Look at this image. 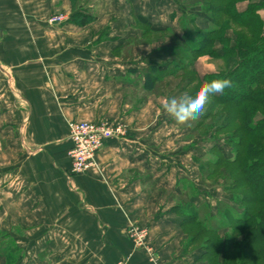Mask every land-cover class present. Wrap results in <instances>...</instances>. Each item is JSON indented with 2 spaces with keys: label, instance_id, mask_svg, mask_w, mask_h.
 Instances as JSON below:
<instances>
[{
  "label": "crops",
  "instance_id": "obj_1",
  "mask_svg": "<svg viewBox=\"0 0 264 264\" xmlns=\"http://www.w3.org/2000/svg\"><path fill=\"white\" fill-rule=\"evenodd\" d=\"M96 1L92 13L79 0H0V234L12 239L13 264H203L174 209L181 185L197 181L203 147H172L161 115L128 106L150 52L121 56L139 21L181 36L175 0ZM109 119L125 136L105 142L97 170L72 174L69 122ZM132 223L150 228L156 263L126 235Z\"/></svg>",
  "mask_w": 264,
  "mask_h": 264
},
{
  "label": "trees",
  "instance_id": "obj_2",
  "mask_svg": "<svg viewBox=\"0 0 264 264\" xmlns=\"http://www.w3.org/2000/svg\"><path fill=\"white\" fill-rule=\"evenodd\" d=\"M205 1L201 4L206 18L202 24L197 14L189 13L196 7L175 0L184 17L180 20L181 36L169 26L159 29L148 21L138 22L144 35L170 33L190 52L185 53L177 45L168 48L164 55L179 60L169 62L160 71L156 70L158 64L152 63L145 73L144 89L154 90L158 81L188 71L179 83V92L185 91L192 81H198V87L215 79L231 81V87L210 98L200 117L211 121L207 128L215 136L213 140L221 134L229 135L227 142L233 145V156H227L224 148L213 141L212 157L200 167L208 177L225 169L224 190L243 206V211L239 214L225 203H220L215 216L201 217L182 206L176 211L183 217L184 233L192 235L189 245L204 240L199 256L203 264H264V19L259 14L264 0H247L249 4L243 12L237 4L245 0ZM75 15L72 20L80 25L93 19H77ZM202 55L222 59L225 67L199 76L193 65ZM203 125L198 122L193 128L199 130ZM222 230H226L223 235ZM3 256L10 258L11 254L0 251V260Z\"/></svg>",
  "mask_w": 264,
  "mask_h": 264
},
{
  "label": "rangeland",
  "instance_id": "obj_3",
  "mask_svg": "<svg viewBox=\"0 0 264 264\" xmlns=\"http://www.w3.org/2000/svg\"><path fill=\"white\" fill-rule=\"evenodd\" d=\"M79 1L80 3L82 2L86 3L88 8L90 6L89 9L92 10V13H95L98 3L96 0H79ZM184 1H187V4L189 5L197 7V9H201V4L206 2L205 0H184ZM181 10H182L181 7L176 5V9L173 12L175 14L177 13V15H180V20L184 18L183 15L181 14ZM189 13H193V9H189ZM58 15H62V14H58ZM140 30H141V36L131 38L126 44V47L123 53L121 54V56L125 58L126 57L131 58L133 56V51L135 48L143 47L147 51H149L150 53L146 58L147 67L144 69V76L145 73L150 71L151 68L150 66H152L151 65L152 63L158 64L156 70L160 71V70H164L165 67L170 64L169 62H172L173 60L174 61L179 60L175 56L167 57L164 55V52L168 51V48H170L171 46L177 45L181 48H184L185 53L189 52L188 49L185 48L183 45H181L179 42H177L176 39L173 37V35L170 33H151L144 35L142 31L143 29L141 27ZM177 35L179 34L177 33ZM223 67H225V61H223L222 59L213 58L209 55H202L198 57L193 65V68L195 69L196 73L199 74V76L201 77L212 72L216 73L219 70H221ZM189 73L190 71L183 73L178 72L175 76L166 77L156 83V87L154 90H148V89L133 90L131 93L128 94V97L126 98V102L128 106L132 108V110L141 111V109L142 110L144 109L146 111L147 110L150 111L152 115H154L155 113H158L159 117L161 115L158 121L162 120L165 121V123L167 124L168 127L166 131L168 134L167 142L172 147H174L175 145H179L180 147H182L187 144H190L189 142L193 140H199L200 148L202 149L203 147V151H201L200 153L201 155L197 160L199 167V175L197 181L192 182V184L184 182L181 185L180 187L181 193L180 195L175 197L177 204V206L174 208L175 210H179V206H182L185 210H187V212L199 213L201 217L206 215L215 216L219 213L220 203H225L227 205H230L239 214H241L243 211V206L240 205V203H236L234 201L235 199L233 198V196L224 190V186L227 184V182L223 180L222 174L225 173V169L223 170L221 169L222 172L220 174H217L213 177H208L204 175V172L201 170L200 167V164H205L206 161L212 157V155H210V149L213 145V141L214 142L216 141V143L219 144L220 147L224 148L225 154H227V156L230 157L233 156V147H232L233 145H230L227 142L229 135L221 134L216 136L215 140H213L215 136L209 134L208 132L209 128H207V126L211 121L210 120L203 121L200 117L201 113L198 114L199 118L194 117L188 120L187 122L179 123L175 120L173 116L172 119L169 120L170 114L164 111L162 107L163 103L167 100L168 97L173 95L179 96L191 90H195L198 87V81H192V83L189 86H187L188 88L185 91L183 92L178 91L177 88L182 78H184V74L188 75ZM158 114L156 116H158ZM164 118L167 121L164 120ZM80 121H89V120H80ZM108 121H112V122L116 121L122 123L120 120H114V119L113 120L109 119ZM198 122L204 124L199 130L193 128ZM122 125L124 126L123 123ZM174 132H177V135H173ZM161 136H164V134ZM173 137L176 138L174 139ZM207 143H212V144L206 145ZM207 146H211L209 150L207 149ZM166 194L168 196L170 195L169 193ZM132 224L135 226H139L141 228H146L148 230V244L152 248V251L155 252L157 257V248L153 244L150 228L147 225L140 223H132ZM128 228L126 230V235L129 237L134 247L136 249H139L140 251H143L151 262L156 263L157 259L152 261L151 255L146 251V249H141L136 247L133 239L128 234V230H129ZM225 231L226 230H222L221 234L222 235L225 234ZM191 238L192 235H186L185 245L187 249L188 250L190 249L193 252L196 251L201 254L200 246L203 244L204 240L198 242L197 244L189 245ZM11 240L12 239L9 238L8 236L4 234H0V251L3 253L8 252L11 254V257L9 258L10 264L12 263L11 262L12 260L14 263L15 261L14 259L17 254Z\"/></svg>",
  "mask_w": 264,
  "mask_h": 264
},
{
  "label": "built area",
  "instance_id": "obj_4",
  "mask_svg": "<svg viewBox=\"0 0 264 264\" xmlns=\"http://www.w3.org/2000/svg\"><path fill=\"white\" fill-rule=\"evenodd\" d=\"M52 23L63 21L62 15L51 18ZM70 139L72 142L71 173L83 174L98 169L97 154L103 148L106 141L123 137L126 129L120 122L116 121H79L69 122ZM128 234L134 241L137 248L146 249L151 255V260L157 259L155 252L148 244V230L131 224ZM117 264H128L127 260Z\"/></svg>",
  "mask_w": 264,
  "mask_h": 264
},
{
  "label": "clouds",
  "instance_id": "obj_5",
  "mask_svg": "<svg viewBox=\"0 0 264 264\" xmlns=\"http://www.w3.org/2000/svg\"><path fill=\"white\" fill-rule=\"evenodd\" d=\"M228 87H231V81L227 78L205 82L195 90L168 97L162 107L177 122L184 123L202 113L210 98Z\"/></svg>",
  "mask_w": 264,
  "mask_h": 264
}]
</instances>
